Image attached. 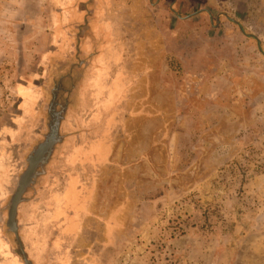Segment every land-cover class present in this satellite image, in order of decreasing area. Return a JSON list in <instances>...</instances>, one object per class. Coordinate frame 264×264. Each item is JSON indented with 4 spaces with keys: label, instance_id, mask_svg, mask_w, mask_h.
I'll list each match as a JSON object with an SVG mask.
<instances>
[{
    "label": "rangeland",
    "instance_id": "1",
    "mask_svg": "<svg viewBox=\"0 0 264 264\" xmlns=\"http://www.w3.org/2000/svg\"><path fill=\"white\" fill-rule=\"evenodd\" d=\"M54 102L35 198L75 186L96 218L69 239L77 205H37V264H264V0H0L12 193Z\"/></svg>",
    "mask_w": 264,
    "mask_h": 264
},
{
    "label": "flooded vegetation",
    "instance_id": "2",
    "mask_svg": "<svg viewBox=\"0 0 264 264\" xmlns=\"http://www.w3.org/2000/svg\"><path fill=\"white\" fill-rule=\"evenodd\" d=\"M172 10H173V7H172ZM211 19H212V15H211ZM57 108H58L57 103L54 102L51 105V110H50V115H51L50 132L46 135L44 141L41 142L32 151V153L28 156L27 166H26L24 172L21 174L19 180L17 181L16 187H15L13 193L11 192V190L8 191L6 186L0 185V187L2 188V191H3V193L0 192L1 197L4 196V193L6 195V192L7 193L10 192L9 193V198H10L9 202L5 206L7 213L3 212L5 210V208H4V210H2V207H1L2 205H0V215L2 214V217L4 218L2 222L7 227V230L11 234L14 235L15 240L17 241V244L19 245L21 252H22V255H23V258L22 259L20 258V259L23 261L24 264H27L26 259L29 261L30 264H37L34 260V259H36L35 255H30V253L26 251V248L24 246L21 235L20 234L18 236L15 235L9 228L11 202H12L13 196L17 192L21 177H23V175L25 173L32 174L33 171L29 170L31 167L33 169H35V171H34L35 177L33 178L30 186L26 189V191L23 195V199L20 202V204L18 205L17 215H16L17 224L19 223L18 217L20 215V210L22 207H24V205H32L33 206V204H36V205H39L40 207H42L43 209H45V211L47 208H50L49 206H46L45 203L49 204L51 207H54V205H59L60 207L66 205V204H60L62 202L58 203L59 201L54 202L55 200L51 201L54 203L43 202V196H39V197L35 198V195H36L35 193L37 191V188L40 187V185H39V183H41L40 178L44 177L46 175V173H48L46 168H47L49 162L51 161V159H52V157L56 151V148L61 144V140L63 139V137L61 135V124H62V121L64 119V116H63L62 111H57ZM52 143H54V144L51 145ZM36 152H37V154H36ZM31 157H35V159H32ZM29 160L30 161L32 160V162L30 163ZM4 169H5L4 167L0 168V170H4ZM1 184H3V181L1 182ZM69 187H68V189H69ZM38 193H39V191H38ZM31 194H33V195L31 196ZM88 196H89L88 192H86V191L83 195L80 196V198L82 199V202H79L78 205L76 206V213L67 214V215L65 214L64 220L67 219L69 221L70 229H71V231H69L68 234H65V236L69 239L73 235H77L79 232H86L89 229L93 230V228H90L88 226L86 221L87 220L92 221L93 219L96 218L95 217V215H96L95 210L96 209L94 208L93 203L91 201H89ZM50 217L51 216H49L48 219H50ZM6 220H7V222H5ZM18 226H19V224H18Z\"/></svg>",
    "mask_w": 264,
    "mask_h": 264
},
{
    "label": "crops",
    "instance_id": "3",
    "mask_svg": "<svg viewBox=\"0 0 264 264\" xmlns=\"http://www.w3.org/2000/svg\"><path fill=\"white\" fill-rule=\"evenodd\" d=\"M75 190L76 188L74 186V188H72L69 194L65 197L64 200L65 203L66 200L69 201L70 204H76V205H78L79 202H82L80 196H77L75 194ZM36 206H37L36 204H33V206L24 205V207L21 208L20 215L18 217L19 234L22 237L26 251L29 252L30 255H33L31 253L36 251L37 248L36 246L39 244L38 237L35 235L36 234L35 232L37 231L38 227L46 226V228L48 229L50 226L47 225V220H49L48 217L41 218L40 217L41 213H38L34 210ZM3 219L4 218L2 217L1 214L0 215V264H24L23 261L19 258V254H16V249L14 246L15 245L14 243L16 242L10 236L11 235L10 232L5 228V224H3L2 222ZM5 222H7V220ZM34 224L36 226H34ZM38 235L40 236L43 234H38Z\"/></svg>",
    "mask_w": 264,
    "mask_h": 264
},
{
    "label": "water",
    "instance_id": "4",
    "mask_svg": "<svg viewBox=\"0 0 264 264\" xmlns=\"http://www.w3.org/2000/svg\"><path fill=\"white\" fill-rule=\"evenodd\" d=\"M53 144L54 143H52L51 145H53ZM36 154H37V152H36ZM31 158L35 159V157H31ZM29 162L31 163L32 160L31 161L29 160ZM29 170L33 171V173L32 174L25 173L23 175V177H21L17 192L13 196L12 202H11L9 228L17 236L19 235V226H18L17 220H16L18 205L22 201L23 195H24L26 189L30 186L33 178L35 177V175H34L35 169H33L31 167ZM26 261H27V264H30L27 259H26Z\"/></svg>",
    "mask_w": 264,
    "mask_h": 264
},
{
    "label": "bare ground",
    "instance_id": "5",
    "mask_svg": "<svg viewBox=\"0 0 264 264\" xmlns=\"http://www.w3.org/2000/svg\"><path fill=\"white\" fill-rule=\"evenodd\" d=\"M42 152H43V151H42ZM40 155H41V154H40ZM39 159H40V158H39ZM39 159H38V160H39ZM39 162H40V161H39Z\"/></svg>",
    "mask_w": 264,
    "mask_h": 264
}]
</instances>
